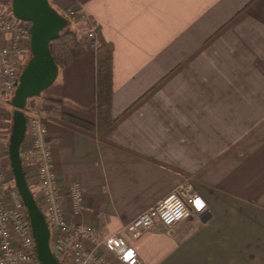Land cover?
Masks as SVG:
<instances>
[{"label":"crops","instance_id":"0c3cea01","mask_svg":"<svg viewBox=\"0 0 264 264\" xmlns=\"http://www.w3.org/2000/svg\"><path fill=\"white\" fill-rule=\"evenodd\" d=\"M48 1L84 15L68 26L84 44L35 99L62 193L81 185L76 222L116 233L191 182L204 213L122 232L140 264H264V0ZM91 29L111 48L102 115ZM13 97L0 103L3 169Z\"/></svg>","mask_w":264,"mask_h":264},{"label":"built area","instance_id":"2783aa9c","mask_svg":"<svg viewBox=\"0 0 264 264\" xmlns=\"http://www.w3.org/2000/svg\"><path fill=\"white\" fill-rule=\"evenodd\" d=\"M65 13L72 20L84 19L75 9ZM29 29L30 22L12 14L10 0H0V103H9L14 96L21 72L31 57ZM84 40L96 52L102 47L94 29L86 32ZM23 111L27 128L20 157L50 230L51 250L59 264H109L102 251L112 254L115 264H140L123 231L144 232L157 225L168 230L207 210L205 199L191 182H186L116 233L103 236L93 226L77 223L82 213L81 185L73 182L62 193L45 119L35 106H26ZM0 264H40L25 205L17 188L4 184L0 185Z\"/></svg>","mask_w":264,"mask_h":264},{"label":"water","instance_id":"95a60500","mask_svg":"<svg viewBox=\"0 0 264 264\" xmlns=\"http://www.w3.org/2000/svg\"><path fill=\"white\" fill-rule=\"evenodd\" d=\"M14 17L30 22L31 57L23 68L11 100L15 110L9 137L8 153L14 176V184L25 205L36 243L40 264H59L50 244V230L45 217L29 189L20 157L27 120L24 108L29 99L39 97L55 82L59 68L50 51V43L69 26L68 20L59 14L48 0H11Z\"/></svg>","mask_w":264,"mask_h":264},{"label":"trees","instance_id":"16d2710c","mask_svg":"<svg viewBox=\"0 0 264 264\" xmlns=\"http://www.w3.org/2000/svg\"><path fill=\"white\" fill-rule=\"evenodd\" d=\"M10 10H12L11 0H10ZM60 14L68 20L70 25L73 20L67 15V13H60ZM83 44H84L83 40L79 37L78 33L75 30L70 29L69 27L63 30L60 36L50 43V51L54 59V62L56 63L58 68L61 69L67 66L70 63V59L72 56V49L76 46H80ZM96 56H97V64H98L97 84H96L97 106H98V112L100 113V115H102L104 112H106L109 109L111 104L112 65H111L110 46L102 45V47L97 50ZM35 99L36 98L29 99L27 102V106L29 105L36 106ZM64 119L80 127L89 128L87 124L83 123L82 121L76 120L70 116L65 115ZM9 169L12 172L11 166L9 167ZM23 171L25 174L24 168ZM4 173L5 171L1 167L0 174L4 176ZM28 186L35 198L34 192L31 190L29 183ZM7 187L9 188L15 187L13 174H12V183L8 184Z\"/></svg>","mask_w":264,"mask_h":264},{"label":"rangeland","instance_id":"374dc122","mask_svg":"<svg viewBox=\"0 0 264 264\" xmlns=\"http://www.w3.org/2000/svg\"><path fill=\"white\" fill-rule=\"evenodd\" d=\"M29 106H33V105H29ZM2 168H3V166H2ZM4 170L8 172L6 175L4 174L5 177H3V179L5 180V183H7V185H8V184L12 183V174L13 173L8 168H5Z\"/></svg>","mask_w":264,"mask_h":264}]
</instances>
